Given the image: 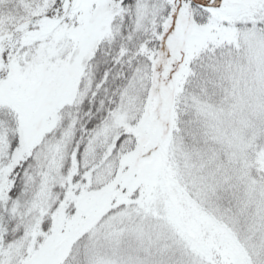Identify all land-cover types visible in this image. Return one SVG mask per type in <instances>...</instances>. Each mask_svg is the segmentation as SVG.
I'll list each match as a JSON object with an SVG mask.
<instances>
[{"label": "snow or ice", "instance_id": "obj_1", "mask_svg": "<svg viewBox=\"0 0 264 264\" xmlns=\"http://www.w3.org/2000/svg\"><path fill=\"white\" fill-rule=\"evenodd\" d=\"M0 264H264V0H0Z\"/></svg>", "mask_w": 264, "mask_h": 264}]
</instances>
